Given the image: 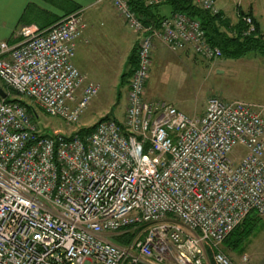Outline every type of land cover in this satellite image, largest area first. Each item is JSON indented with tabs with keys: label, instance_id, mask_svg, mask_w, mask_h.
<instances>
[{
	"label": "built area",
	"instance_id": "obj_1",
	"mask_svg": "<svg viewBox=\"0 0 264 264\" xmlns=\"http://www.w3.org/2000/svg\"><path fill=\"white\" fill-rule=\"evenodd\" d=\"M106 1L137 35L121 122L105 119L83 138L46 134L23 105L0 99V264H235L221 244L250 213L264 217V106L212 97L188 118L146 101L156 41L205 60L221 53L194 19L146 27L127 0ZM195 3L219 13L212 0ZM243 21L249 35L253 22ZM84 27L74 12L0 41L1 84L76 124L99 91L72 61Z\"/></svg>",
	"mask_w": 264,
	"mask_h": 264
},
{
	"label": "rangeland",
	"instance_id": "obj_2",
	"mask_svg": "<svg viewBox=\"0 0 264 264\" xmlns=\"http://www.w3.org/2000/svg\"><path fill=\"white\" fill-rule=\"evenodd\" d=\"M257 1L262 15L261 25L264 28V0ZM242 7L245 8L244 3ZM165 11L168 13L169 8ZM230 14L234 16L233 11ZM125 31L128 35L134 34L136 37V34L129 29ZM155 45L145 100L163 102L188 118L200 117L205 112L208 99L212 97L225 103L238 101L264 106L263 56L247 54L235 59L205 60L191 50L172 53L157 41ZM105 49L93 51L90 47L86 52L80 50L78 53L77 68L85 75L88 82L98 84L99 91L89 100L76 124L66 125L61 119L46 115L32 100L13 96L34 108L36 117L32 122L39 132L51 134L56 131L70 136L79 129L94 126L106 116L123 120L127 87L121 83L120 72H126L128 66L122 70L118 59L107 57L104 53ZM74 55H77L76 50ZM1 86L3 85L0 82ZM237 150L242 151L240 148ZM259 218L258 230L247 242L237 247L238 249L230 251L225 248L226 243L221 244L222 252L235 264H242L241 258H247L248 252L253 254L264 251L262 231L264 217ZM249 264L254 263L251 261Z\"/></svg>",
	"mask_w": 264,
	"mask_h": 264
},
{
	"label": "crops",
	"instance_id": "obj_3",
	"mask_svg": "<svg viewBox=\"0 0 264 264\" xmlns=\"http://www.w3.org/2000/svg\"><path fill=\"white\" fill-rule=\"evenodd\" d=\"M212 1L219 10L224 24L227 23L234 27L238 23L240 13L250 14L251 19L257 24L260 33L264 36V28L261 25L262 15L257 0ZM243 3L245 8L242 7ZM166 8L164 6L161 10L162 13L168 15L169 12L165 11ZM232 11L234 16L233 14L229 15ZM74 12L80 13L85 25L80 36L75 40L77 55H74L72 60L74 66L76 68L79 66L77 56L80 50L86 52L91 47L93 51H100L106 48L105 55L117 58L121 63L122 70H124L133 48L137 46V35L136 37L134 34H132L133 36L128 35L125 31V29L127 30L125 24L106 0H0V41L16 44L20 40L19 30L21 27L35 26L41 30H46ZM158 44L160 43L158 42ZM123 59L125 60L122 63ZM80 73L83 74L81 71ZM147 86L148 80L145 85L144 96ZM126 93L127 90L125 101ZM117 121L121 122L122 120ZM262 220L264 233V218ZM246 256L248 259L246 264L251 263V261L254 264H264V251L253 254L248 252Z\"/></svg>",
	"mask_w": 264,
	"mask_h": 264
},
{
	"label": "trees",
	"instance_id": "obj_4",
	"mask_svg": "<svg viewBox=\"0 0 264 264\" xmlns=\"http://www.w3.org/2000/svg\"><path fill=\"white\" fill-rule=\"evenodd\" d=\"M130 9L137 15L139 20L146 27L158 28L160 22L168 16L173 14H182L188 18L194 19L199 22L200 27L204 33V38L207 44L211 47L217 48L221 53V58H239L247 54H255L264 57V36L260 33L257 24L252 20L254 31L249 35H244L247 27L243 21L244 17H250V14L240 13L238 23L231 27L221 19L220 12L212 15L209 12L201 9L195 0H161L160 3L155 5H148L146 0H127ZM169 8V14L162 13V7ZM136 51L137 46L133 48L131 55L128 59V70L121 74V83L128 85L129 78L136 65ZM1 88L6 91L8 97L6 102H18L26 108V112L32 117H36L34 108L24 101L13 98L15 93L10 92L4 86ZM17 97V96H16ZM105 119H113L106 116L99 122ZM117 121V120H116ZM98 123V122H97ZM96 123V124H97ZM79 129L74 133L79 137L89 135L95 128ZM260 218L254 213H250L242 223L225 239L223 242L227 244L225 248L230 251H235L256 232L259 226ZM131 236H124L115 238L118 244H125L130 240ZM209 258L211 259L213 253L207 247ZM211 262V260H210ZM212 264V263H211Z\"/></svg>",
	"mask_w": 264,
	"mask_h": 264
},
{
	"label": "water",
	"instance_id": "obj_5",
	"mask_svg": "<svg viewBox=\"0 0 264 264\" xmlns=\"http://www.w3.org/2000/svg\"><path fill=\"white\" fill-rule=\"evenodd\" d=\"M8 94L0 87V99H6Z\"/></svg>",
	"mask_w": 264,
	"mask_h": 264
}]
</instances>
